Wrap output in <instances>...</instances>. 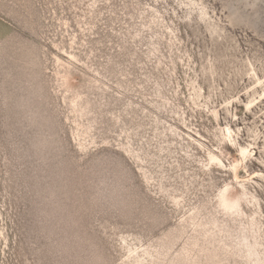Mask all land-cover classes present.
<instances>
[{
	"label": "rangeland",
	"instance_id": "374dc122",
	"mask_svg": "<svg viewBox=\"0 0 264 264\" xmlns=\"http://www.w3.org/2000/svg\"><path fill=\"white\" fill-rule=\"evenodd\" d=\"M0 264H264V0H0Z\"/></svg>",
	"mask_w": 264,
	"mask_h": 264
}]
</instances>
